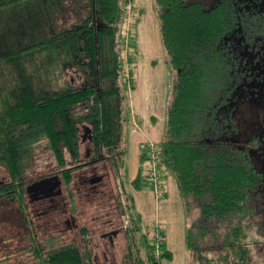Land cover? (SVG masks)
I'll return each mask as SVG.
<instances>
[{
	"label": "trees",
	"instance_id": "trees-1",
	"mask_svg": "<svg viewBox=\"0 0 264 264\" xmlns=\"http://www.w3.org/2000/svg\"><path fill=\"white\" fill-rule=\"evenodd\" d=\"M153 2L161 48L170 67L180 70L157 164L174 174L181 197L199 199L205 219H230V264H252L251 244L258 242L250 240L243 221L252 217L260 199L264 169L256 168L248 144L236 136L241 102L250 97L259 101L264 87V72L258 71V61L264 59V0H214L209 8L202 0ZM68 3L75 4L77 15L87 14L78 24L43 37L42 21L52 26L53 12L66 11ZM124 5V0H0V10L26 7L24 31L29 40L36 35L20 47L23 35L0 29V77L5 83L0 86V164L9 174V181L0 184V199L21 204L24 171L37 142L46 140L58 164L65 162V152L77 155L81 121L90 125L95 154L105 150L119 160L125 154L124 101L135 88L136 70L134 57L125 61L120 44ZM133 39L126 44L130 51ZM58 64L76 66L83 83L46 88L42 81ZM244 90L246 98L240 96ZM78 107L86 110L79 113ZM94 162L65 168L64 182L70 181V169ZM141 177L140 172L135 187ZM147 232L127 229L130 264H161L172 258L162 228L158 242ZM28 235L37 264H90V253L76 245L46 252L34 232ZM187 246L193 247L190 231Z\"/></svg>",
	"mask_w": 264,
	"mask_h": 264
},
{
	"label": "rangeland",
	"instance_id": "rangeland-1",
	"mask_svg": "<svg viewBox=\"0 0 264 264\" xmlns=\"http://www.w3.org/2000/svg\"><path fill=\"white\" fill-rule=\"evenodd\" d=\"M202 1L209 8L214 0ZM124 4H129L130 9L125 15L127 17L121 30L120 37L123 40L120 44L125 61L129 56L134 57L133 67L136 70L135 88L126 93L124 101L122 147L125 154L121 160L117 156L109 157L105 150L95 154L91 128L86 121L78 123L77 155L63 153V164L56 162L45 139L37 142L29 160L30 165L24 171L21 204L9 197L0 199V264H37L30 249V232L35 233L37 242L46 252L73 244L82 252L90 253V264H130L127 254V229L131 227L136 234L137 227H141L142 231H148L149 237L156 222L160 224V228L163 227L167 247L172 252V258L162 260L161 264H230V219H205L199 199L192 196L181 197L174 174L165 166L157 164L158 159L156 167L163 188L157 203L153 198L151 183L142 175L140 185L135 187L133 184L139 167H151L154 162L146 145V157L139 161L135 147L143 138L133 130L134 119L139 121L141 131L150 135L156 145L164 139L167 113L173 97L172 85L180 70L170 67L161 48L153 0H124ZM65 8L66 11L53 12L52 26L49 27L42 21L43 37L52 34L53 30L78 24L87 14L84 12L77 15L75 4L68 3ZM25 10L26 7L23 9L21 6L0 10V29H5L7 35L12 33L14 37L23 35L22 42L18 43L20 47L25 42L36 40V35L29 40L24 31ZM131 38H134L135 48L130 51L126 44L130 43ZM258 63L261 65L258 71L264 72V59ZM8 78L12 79L10 74ZM43 80L46 88L57 90L82 84L83 74L74 65L60 67L58 64V67L50 70L49 78ZM3 83L0 77V86ZM247 94V90L240 92L242 98L248 96ZM136 103L144 111L142 115L137 112V115L134 114L132 108ZM241 103L243 104L238 108L240 130L236 140L248 144L256 168L262 170L264 87L260 90L259 101L250 97V100ZM85 110L83 107L77 109L79 113ZM150 112L151 118L148 117ZM111 159L116 160L115 165ZM92 160H95L93 164L70 169V181L64 182L65 168ZM8 181L9 174L4 165L0 164V184ZM253 207L252 217H246L243 223L245 232L251 236L250 240L253 243L258 242L251 244L252 264H262L264 187L261 188L259 201ZM188 231L192 234L193 247L187 246Z\"/></svg>",
	"mask_w": 264,
	"mask_h": 264
},
{
	"label": "built area",
	"instance_id": "built-area-1",
	"mask_svg": "<svg viewBox=\"0 0 264 264\" xmlns=\"http://www.w3.org/2000/svg\"><path fill=\"white\" fill-rule=\"evenodd\" d=\"M129 9H130V5L129 4L125 5L124 7L125 15L129 13ZM141 146L144 147V144H141ZM146 146L150 149L149 156L152 160H154V162L151 163V167H145L142 170L141 175L153 185L154 194L156 198H161L162 179L159 176L157 172V167H156V161L158 159V153L160 151V147L152 141L148 142ZM149 238L151 240H154L155 242H158L161 239L160 224H158L157 222L154 224V227L150 230Z\"/></svg>",
	"mask_w": 264,
	"mask_h": 264
},
{
	"label": "crops",
	"instance_id": "crops-1",
	"mask_svg": "<svg viewBox=\"0 0 264 264\" xmlns=\"http://www.w3.org/2000/svg\"><path fill=\"white\" fill-rule=\"evenodd\" d=\"M134 4V3H133ZM135 6V5H134ZM133 6V7H134ZM158 45H159V43H158ZM158 48V47H157ZM152 50H154V49H152ZM154 56V55H153ZM130 92H132V91H130ZM132 110L134 111V114L135 115H137V113H140L141 115L143 114V112L144 111H142L141 109H140V107H139V105H138V103H136L135 104V106H134V108H132ZM137 112V113H136ZM151 115H152V113L150 112L149 113V118H151ZM133 126V130H134V132L136 131L138 134H140L141 135V138H143V139H141L139 142H138V144L136 145V147H135V150H137L138 151V158H139V161L141 160H143L145 157H146V155H145V147L143 148L142 146H141V144H144V146L145 145H147V143L148 142H150V141H152L153 139H152V137L150 136V135H148L145 131H141V128H140V123H139V121H137V119H134V124L132 125ZM145 142V143H144ZM145 168V167H144ZM144 168H142V169H140V167H139V169H138V173L139 172H141V174H142V170L144 169ZM150 183V182H149ZM175 184H176V187H177V189H178V185H177V183H176V180H175ZM152 185V184H151ZM161 186H162V182H161ZM152 188H153V185H152ZM163 188V187H162ZM153 191H154V189H153ZM178 192H179V189H178ZM179 195H180V193H179ZM153 198H154V200H155V202L157 203V201L160 199V198H156V196H155V194H153ZM157 216V215H156ZM163 228V227H162ZM163 230V229H162ZM164 238H165V236H164Z\"/></svg>",
	"mask_w": 264,
	"mask_h": 264
},
{
	"label": "flooded vegetation",
	"instance_id": "flooded-vegetation-1",
	"mask_svg": "<svg viewBox=\"0 0 264 264\" xmlns=\"http://www.w3.org/2000/svg\"><path fill=\"white\" fill-rule=\"evenodd\" d=\"M126 5V4H125ZM125 5L123 6V8L125 7ZM256 143L254 142V145H255Z\"/></svg>",
	"mask_w": 264,
	"mask_h": 264
}]
</instances>
